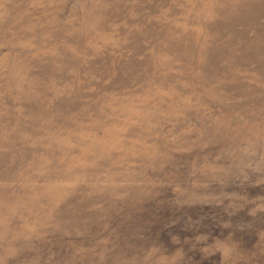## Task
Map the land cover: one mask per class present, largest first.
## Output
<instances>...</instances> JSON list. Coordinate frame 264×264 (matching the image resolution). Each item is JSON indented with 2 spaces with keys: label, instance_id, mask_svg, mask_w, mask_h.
<instances>
[{
  "label": "rangeland",
  "instance_id": "1",
  "mask_svg": "<svg viewBox=\"0 0 264 264\" xmlns=\"http://www.w3.org/2000/svg\"><path fill=\"white\" fill-rule=\"evenodd\" d=\"M0 264H264V0H0Z\"/></svg>",
  "mask_w": 264,
  "mask_h": 264
}]
</instances>
